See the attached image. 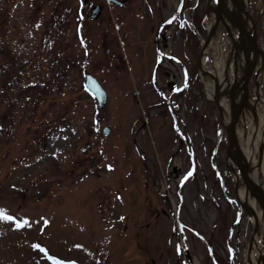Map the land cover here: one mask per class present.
Listing matches in <instances>:
<instances>
[{
	"label": "rangeland",
	"instance_id": "rangeland-1",
	"mask_svg": "<svg viewBox=\"0 0 264 264\" xmlns=\"http://www.w3.org/2000/svg\"><path fill=\"white\" fill-rule=\"evenodd\" d=\"M120 1L0 0V206L32 225L0 220V264H53L35 243L77 264H247L254 225L197 66L210 0ZM247 5L264 45V2ZM228 42L220 26L209 52Z\"/></svg>",
	"mask_w": 264,
	"mask_h": 264
},
{
	"label": "water",
	"instance_id": "water-1",
	"mask_svg": "<svg viewBox=\"0 0 264 264\" xmlns=\"http://www.w3.org/2000/svg\"><path fill=\"white\" fill-rule=\"evenodd\" d=\"M101 8V4L94 5L90 18L95 19L100 14ZM210 10L215 13V18L209 26L199 53L198 69L204 77L210 76L213 79L214 91L212 97L208 98L219 108L222 126L228 134L227 158L233 161L230 167L237 176L236 186L239 183L244 185L246 195L258 203L264 222V182L262 178L264 121L260 127L258 114V106L260 102H263L261 79L264 70V49L258 41L256 21L244 0H217L216 5H213L210 0L208 12ZM219 25L224 27L231 43L230 54L225 61L221 75L213 58L212 69L208 68L205 63V57L210 55L208 48L217 35ZM258 60L259 65H257ZM84 85L96 97L99 107H104L107 93L97 78L90 72H86ZM247 113L252 116V120L248 121ZM110 129V126H104L103 134L108 135ZM259 129L261 133L256 149L254 141L258 137ZM249 130H251L250 144L252 150L255 151L253 161L248 160L243 150ZM241 204L247 214L254 218V232H258L261 222L256 207L248 199L241 201ZM250 250L251 247L249 252ZM262 254L264 255V252ZM260 263L258 259L257 264Z\"/></svg>",
	"mask_w": 264,
	"mask_h": 264
},
{
	"label": "bare ground",
	"instance_id": "bare-ground-1",
	"mask_svg": "<svg viewBox=\"0 0 264 264\" xmlns=\"http://www.w3.org/2000/svg\"><path fill=\"white\" fill-rule=\"evenodd\" d=\"M245 3L247 4L248 3V0H245ZM215 18V13L213 11L210 12L209 16H208V21H209V24L212 23V21L214 20ZM219 48V49H218ZM223 48V46H219L217 47V49L219 50L218 52V56L215 57L214 59V63L218 69V72L219 74L222 73V68H223V64H224V54L222 53L221 49ZM205 80V85H206V93L209 97H212V93L214 91V84L210 81H207L206 82V78L204 79ZM263 104H264V101H263ZM260 116V122L263 120L264 121V113L261 112L259 114ZM249 123V122H248ZM251 125V124H249ZM260 133V129H259V132L258 134ZM249 134H251V130H249ZM254 146L256 147V141L254 143ZM243 150L246 154V157L248 158V160H254V154H255V151H253L251 149V146L249 144V140H247L244 144H243ZM229 163H232L231 160H229ZM262 178H263V182H264V163H263V166H262ZM238 195H239V199L241 201L243 200H247L252 204V205H256L255 204V201H253V199L249 198L246 193L244 192V188L243 186H239L238 187ZM256 207V210L259 214V217H260V222H261V227L259 229V231L257 233L254 234V237H253V240L251 242V250H250V254L247 256V264H256V260H257V256L260 257L261 255V243H260V237L261 238H264V222L262 220V217L260 215V209L258 206H255ZM254 219V218H253ZM261 263L260 264H264V255L262 254L261 255V258H259ZM263 259V260H262ZM263 262V263H262Z\"/></svg>",
	"mask_w": 264,
	"mask_h": 264
},
{
	"label": "snow or ice",
	"instance_id": "snow-or-ice-1",
	"mask_svg": "<svg viewBox=\"0 0 264 264\" xmlns=\"http://www.w3.org/2000/svg\"><path fill=\"white\" fill-rule=\"evenodd\" d=\"M82 2H83V0H82ZM173 19H174V17H173ZM165 23H171V20L166 21ZM163 55L164 54L162 53L161 56H163ZM173 59H175V57H173ZM177 90H179V89H177ZM53 155H55V153H53ZM37 159H39V157H37ZM107 167L109 169H111L113 167V165L109 164ZM191 175H192V171H189L187 173V175L183 178V180H186ZM183 180L181 181V183H183ZM121 219H123V217H121ZM0 220L6 221V222H11L12 226L16 229L30 228L32 226L28 217L18 218L15 215L9 214L7 208L2 207V206H0ZM45 223H47V221H45ZM41 231H43V229H41ZM33 247L40 250L41 252H43L45 255V258L47 260L52 261L53 264H77L76 261L62 260L55 255L49 254L48 249L43 247L39 243H35L33 245ZM179 250H180V248L178 246L177 251L179 252Z\"/></svg>",
	"mask_w": 264,
	"mask_h": 264
}]
</instances>
